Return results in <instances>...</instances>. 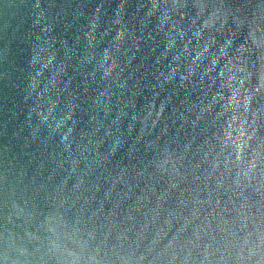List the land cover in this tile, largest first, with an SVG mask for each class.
<instances>
[{
    "label": "water",
    "instance_id": "obj_1",
    "mask_svg": "<svg viewBox=\"0 0 264 264\" xmlns=\"http://www.w3.org/2000/svg\"><path fill=\"white\" fill-rule=\"evenodd\" d=\"M0 264H264V0H0Z\"/></svg>",
    "mask_w": 264,
    "mask_h": 264
}]
</instances>
